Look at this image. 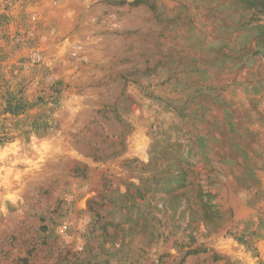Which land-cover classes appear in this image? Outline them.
<instances>
[{"label": "rangeland", "instance_id": "obj_1", "mask_svg": "<svg viewBox=\"0 0 264 264\" xmlns=\"http://www.w3.org/2000/svg\"><path fill=\"white\" fill-rule=\"evenodd\" d=\"M0 264H264V0H0Z\"/></svg>", "mask_w": 264, "mask_h": 264}]
</instances>
